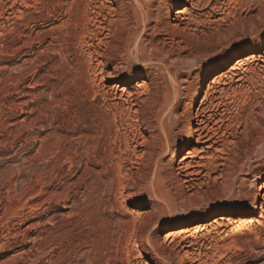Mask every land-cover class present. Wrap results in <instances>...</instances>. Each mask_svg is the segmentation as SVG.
Segmentation results:
<instances>
[{"label":"rangeland","instance_id":"obj_1","mask_svg":"<svg viewBox=\"0 0 264 264\" xmlns=\"http://www.w3.org/2000/svg\"><path fill=\"white\" fill-rule=\"evenodd\" d=\"M211 1L200 17L187 6L195 18L176 51L174 32H146L141 56L166 60L145 64L123 48V0H0V264H264V70L215 89L218 114L205 125L223 137L211 152L228 180L191 197L177 171L197 145L195 134L186 144L191 111L254 50L230 48L264 47L261 2ZM224 6L247 32L231 19L214 33L206 13ZM245 15L259 19L254 32ZM165 218L180 220L163 229ZM185 229V241L166 238Z\"/></svg>","mask_w":264,"mask_h":264},{"label":"bare ground","instance_id":"obj_2","mask_svg":"<svg viewBox=\"0 0 264 264\" xmlns=\"http://www.w3.org/2000/svg\"><path fill=\"white\" fill-rule=\"evenodd\" d=\"M233 1L234 0H232V2ZM211 2H212L211 0H207V1L206 0H162L160 2H157V0H123V5H122L123 14H121L123 16V34L125 33V29L127 27H129V28H127L128 33H126V36H124V37H126V39H125V41L123 40L124 41L123 42V48L126 51H128L130 56L134 57L133 60H135L139 63H145V64L151 63L154 59H157L156 55L154 57H150V56L149 57H143L144 55L141 56V54H140L141 51L143 50L142 48H143V44H144V40H145L144 37L146 35V32H148L149 30H152L153 32H156V31H165L166 33L169 31L174 32V35L172 36V44H170V45H171V49L175 50V46L173 45V44H175V40L177 41V38L179 37V35H183V38H184V35H185L184 30H187L185 25L187 27L192 25V22L194 21V18H195L194 14H192V12L189 11V9H186L187 6L191 5L193 11L200 12V14H199V17H200L201 15H203L201 13L204 10L209 8V5L211 4ZM248 2L246 3L247 5H249ZM260 2H261V4H259ZM156 3L158 5L155 7ZM229 3H228V5H229ZM235 3H236V1H235ZM250 3H252V2H250ZM253 3H255V2H253ZM244 4H245V2H244ZM258 4H259V6H258ZM174 5L176 6V9H178L175 12H173V6ZM252 5H249L247 8V10L250 11V13L252 10H254V8L251 7ZM240 6H239V8H240ZM257 6H258V8H260L258 10L260 12H259V14H257V18H259L261 21H264V0H257L256 8H257ZM224 8H225V6L223 7V9L220 8L218 10L213 8L210 10L211 11L210 13H206V15H208L209 18H213V21L209 22V23H211L210 24L211 26H215L213 29L215 31L214 33L221 36L224 33V32H221V27L225 25L223 23H227L228 21L231 22V19H234V20H233L232 24L229 25V27L238 28L239 32L242 34L247 32V31H245V29H246L245 24L243 25L242 23H239V24L236 23L237 11H234L236 8L234 9V7H232L234 10H230L228 14L225 12L226 10ZM261 8L263 10H261ZM131 12H132V14H130ZM218 16H219V18H218ZM254 16H256V14ZM254 16L252 18V16L250 15V17L248 18L245 15V17H247L249 19L247 21L249 23L250 32H254V29L259 24V23H257V21L259 19L258 20L256 19L257 20L256 21L254 19L255 18ZM196 17H198V16H196ZM171 18L176 24L169 26L171 23L169 20H171ZM166 19L168 22L165 23ZM242 21H243V19H242ZM95 22H97V21H95ZM164 25H166V27H163ZM199 25H200V23H196V28L194 29L192 27L194 29L192 31V33L196 34L199 31V29H200L198 27ZM180 27H183V28L180 29ZM204 27H206V24ZM206 29H207V27H206ZM224 30L225 29H223V31ZM227 30H225V31H227ZM255 30H257V29H255ZM109 34L110 33L108 32L107 35H109ZM237 35H239V34H237ZM185 40H186V38H185ZM220 43H221V41H220ZM239 44H241L240 45L241 47L238 46ZM239 44H237V46H234L233 48H230V50L228 52V57H232L233 55L240 53L242 50L249 48L251 45L253 46V49H254L253 55H251L250 57H248L245 60L237 61V63L235 64L234 68L231 69V71L226 72V73L223 72V73H220L217 76H215L213 78V82L210 83V85H208V89L206 91L204 99L202 100L201 106L196 111L194 110V111H191V113H190V118H189L188 122H190L191 124L188 126L189 128L187 131V133L190 135L189 136L190 139L186 141V144L187 145L190 144L191 139L195 135H197V137H198L197 141H196L197 145L193 148V150L188 152L185 157H183L182 159L179 160V167H178L177 171H178L179 175L183 176L182 183L186 186V188L189 190V192L192 193L190 195L191 197H195L197 195L203 196V192L208 191V188L210 187L211 183H213L214 185L217 184V180H220V179H224V180L227 179L228 180L227 174H229V172L224 168V167H226V163L223 162L224 161L222 158L223 156H217L216 154H213L211 152V150H213L215 144H219L220 142H221V144H222V142L224 143V141L221 140L223 137L218 136L217 130H215L214 127L209 128L208 125H205L206 123H208V124L214 123V118L218 114V110H219L218 107L219 106L214 105L216 102L213 103L217 99L215 97L216 93H217V90H215L217 88V85L223 84L224 86H229V82L227 83L225 81V79L228 81L230 79L231 81H235V83L238 84V86L236 88H241V87H244L243 85L246 83V81H248L247 80L248 74L252 73V76H253L255 69L257 67H260L259 70H262V71L264 70V57L262 56L263 57L262 58V57H259L256 55L259 52L261 54H264V47H262L260 49L258 48L259 49L258 50L257 46H255L256 44L254 43L253 40L242 41ZM155 49L157 52H159V54L164 52L163 48H160L159 46L155 47ZM174 52L169 51L166 53V56L171 58V56H173V55H171V53L174 54ZM158 60L159 59H157V61ZM165 60H166V57L162 58L159 61L161 64H163L165 62ZM224 62L225 61H223V63ZM260 63H262V65ZM163 66H165V65H163ZM249 76H251V75H249ZM235 78H236V80H235ZM230 83H232V82H230ZM229 89H231V88H229ZM121 90L126 92L127 89L122 88ZM221 90H224V89H221ZM233 92L237 93L239 91L236 89V90H233ZM241 93L243 94V92H241ZM233 94H235V93H233ZM247 94H245V95H247ZM245 95H243V96H245ZM240 96H242V95L240 94ZM170 108H172V107H170ZM170 110H172V109H170ZM214 126H216V124ZM193 134H195V135L193 136ZM228 137H230V136L228 135ZM205 145H208V146H205ZM200 146H203V147L200 148ZM222 146H223V144H222ZM216 149H214V151L218 152V150H216ZM223 149L221 151L219 150V152H221L222 155L227 156L228 152L225 149L224 150ZM225 151H226V153H225ZM149 154H151V156L154 155V153H149ZM175 157L177 158V155H175ZM221 159L223 160L222 162L220 161ZM217 174H219L218 177L215 176ZM164 181L165 180H163L162 183H165ZM233 185L234 184H232V183H227V188L232 190V188H234ZM152 187H154V184L152 185ZM263 198H264V196H261L259 193L256 194V199H263ZM260 209L262 211V214H264V202L262 203V206L260 207ZM195 211L194 212H188L186 214L187 216H186L184 222L187 225H189L192 221H195V220L199 221V218L201 217V212H198L199 210H197L196 212ZM242 214H243V211L241 208H238L233 212L234 216L242 215ZM179 220L180 219H178V218L177 219L174 218L173 220H170L169 218H165L164 220H162L160 222L161 228L164 229V228L169 227L171 224H177V223H179ZM220 220H222V222H225V221L227 222V221H230L231 219L223 216V217H221ZM213 224H215L217 226L221 225V224L218 225L219 221H214ZM213 224H210L209 228H212ZM200 229L202 230V228H198L197 230H200ZM190 232H191L190 229H185V230L180 231L179 233H175V234L170 233V234L166 235V238L167 237H169V238L170 237H176L177 235H181V236H183V241H185L188 237L192 236V235L187 236ZM181 236H180V238H181ZM188 244H189V242H188ZM189 247H190V245L186 246V248H189ZM184 263H185V261L181 262V264H184Z\"/></svg>","mask_w":264,"mask_h":264}]
</instances>
